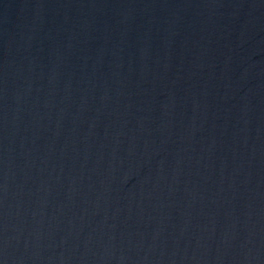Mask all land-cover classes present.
Instances as JSON below:
<instances>
[{"label":"water","instance_id":"1","mask_svg":"<svg viewBox=\"0 0 264 264\" xmlns=\"http://www.w3.org/2000/svg\"><path fill=\"white\" fill-rule=\"evenodd\" d=\"M0 264H264V0H0Z\"/></svg>","mask_w":264,"mask_h":264}]
</instances>
